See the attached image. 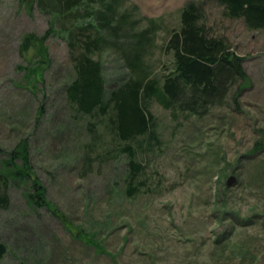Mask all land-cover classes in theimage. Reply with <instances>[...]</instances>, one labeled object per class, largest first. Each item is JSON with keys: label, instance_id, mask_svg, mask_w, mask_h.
I'll return each instance as SVG.
<instances>
[{"label": "rangeland", "instance_id": "1", "mask_svg": "<svg viewBox=\"0 0 264 264\" xmlns=\"http://www.w3.org/2000/svg\"><path fill=\"white\" fill-rule=\"evenodd\" d=\"M190 1L200 5L211 33L244 57L249 78L224 105L200 115L151 101L156 139L131 143L144 169L130 196L128 156L109 118L78 115L66 100L75 71L65 38L50 31V17L34 0H2L0 166L27 140L52 205L33 207L29 185L12 180L11 206L0 210V238L8 246L0 264H264V30L226 17L215 0L124 5L142 25L145 17L160 23L147 63L162 75L172 66L162 47ZM31 33L46 41L24 53ZM106 63L113 73L114 57ZM79 230L94 233L88 236L98 246Z\"/></svg>", "mask_w": 264, "mask_h": 264}, {"label": "trees", "instance_id": "2", "mask_svg": "<svg viewBox=\"0 0 264 264\" xmlns=\"http://www.w3.org/2000/svg\"><path fill=\"white\" fill-rule=\"evenodd\" d=\"M128 1L34 0L50 17V31L62 35L70 49L75 76L65 85L68 104L78 115L109 118L110 131L123 143L120 150L128 156L126 192L134 196L140 188L137 178L144 168L131 143L141 138L156 139L154 115L148 104L158 101L166 109L200 115L224 105L232 89L237 86V92L243 90L249 77L244 57L225 37L211 33L195 1L182 8L179 26L170 30L162 47L172 56V66L166 74H154L147 58L161 25L146 17V25H142L143 19L125 7ZM215 1L224 7L226 17L242 18L250 29L264 30V0ZM45 41L46 35L28 34L21 51L41 48ZM107 56L117 62L113 73L107 67ZM90 124L93 130L95 123ZM27 142L21 141L1 161L0 210L11 206L12 180L29 185L30 205L51 208L47 188L33 170ZM78 232L86 243L98 246L94 233ZM7 252L8 246L0 238V262Z\"/></svg>", "mask_w": 264, "mask_h": 264}, {"label": "water", "instance_id": "3", "mask_svg": "<svg viewBox=\"0 0 264 264\" xmlns=\"http://www.w3.org/2000/svg\"><path fill=\"white\" fill-rule=\"evenodd\" d=\"M235 181V178L234 177H231L228 181V185L231 186L232 183Z\"/></svg>", "mask_w": 264, "mask_h": 264}]
</instances>
